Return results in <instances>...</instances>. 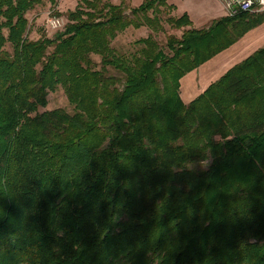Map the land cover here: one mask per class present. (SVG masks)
<instances>
[{
	"label": "trees",
	"instance_id": "1",
	"mask_svg": "<svg viewBox=\"0 0 264 264\" xmlns=\"http://www.w3.org/2000/svg\"><path fill=\"white\" fill-rule=\"evenodd\" d=\"M41 1L0 0V264H264V45L179 96L180 79L264 10L200 29L168 16L181 30L168 52L152 35L125 52L118 33L162 30L167 0L129 15L81 0L62 30L29 39ZM58 87L73 113L38 112Z\"/></svg>",
	"mask_w": 264,
	"mask_h": 264
},
{
	"label": "rangeland",
	"instance_id": "2",
	"mask_svg": "<svg viewBox=\"0 0 264 264\" xmlns=\"http://www.w3.org/2000/svg\"><path fill=\"white\" fill-rule=\"evenodd\" d=\"M81 0H56L55 5L51 4L49 0H42L40 4H37L33 9L26 13V18L28 21L26 35L29 39H37L40 36H50L52 37L56 31L63 29L67 22V12L75 9L76 5ZM115 4H121L125 10V14L129 15L130 8L139 6L144 0H103ZM173 8H167L165 6H160L159 10L155 13L160 19L162 25V30L154 32L151 30L150 26L143 25L139 28H134L133 26H128L123 31L119 32L116 38L112 41L113 46L121 51H131L134 46L133 42L140 37H145L147 35H152L159 43V45L168 52L166 47V38L169 34H175L179 36L181 34L180 29L172 28L166 21L168 16L179 17L183 14L187 15L188 18L195 21L196 25L204 23L205 19L208 17H223L228 15L227 11L220 0H167ZM254 10L260 8L264 10V7L260 4L257 5ZM254 5V4H253ZM148 15L152 16L151 11H148ZM59 17L62 19V24L57 29H51L47 26V20L51 18ZM190 19V20H191ZM5 48L10 50V46L6 44ZM95 62L99 63V57H93ZM100 64H98V67ZM113 71V70H112ZM47 104L44 107H39L38 112L62 108L68 113H73L74 109L71 104H69L65 93L61 87H58L53 92H48L47 94ZM208 162H203L196 165H191L194 169H205Z\"/></svg>",
	"mask_w": 264,
	"mask_h": 264
},
{
	"label": "crops",
	"instance_id": "3",
	"mask_svg": "<svg viewBox=\"0 0 264 264\" xmlns=\"http://www.w3.org/2000/svg\"><path fill=\"white\" fill-rule=\"evenodd\" d=\"M115 4V3H114ZM168 5H171L168 3ZM220 17V16H219ZM206 18L199 25L191 18V25L185 28H204L214 19ZM264 45V22L247 31L235 43L214 55L197 68L189 71L180 79L179 96L187 104L202 93L211 83L217 80L229 68L248 57L255 50Z\"/></svg>",
	"mask_w": 264,
	"mask_h": 264
},
{
	"label": "built area",
	"instance_id": "4",
	"mask_svg": "<svg viewBox=\"0 0 264 264\" xmlns=\"http://www.w3.org/2000/svg\"><path fill=\"white\" fill-rule=\"evenodd\" d=\"M228 15H234L238 11H253V4L257 3L264 7V0H220ZM261 10L260 8L256 11ZM62 24V19L59 17L47 20V26L51 29H57Z\"/></svg>",
	"mask_w": 264,
	"mask_h": 264
}]
</instances>
